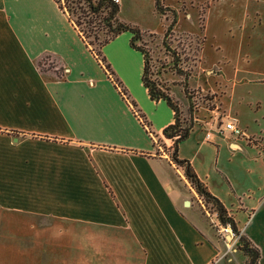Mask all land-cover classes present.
Wrapping results in <instances>:
<instances>
[{
    "label": "crops",
    "instance_id": "1",
    "mask_svg": "<svg viewBox=\"0 0 264 264\" xmlns=\"http://www.w3.org/2000/svg\"><path fill=\"white\" fill-rule=\"evenodd\" d=\"M44 1L61 18L43 28L49 42L27 27V0H0V219L8 214L55 225L57 236L70 232V244L40 243L44 251L70 253V261L42 264H235L222 257L196 206H185L188 191L176 185L177 168L165 152L171 140L161 134L173 113L147 95L130 34L102 46L104 68L55 1ZM83 51L104 85L79 60ZM44 56L50 68L39 66ZM231 61L233 88L253 85L248 75L262 73L238 56ZM238 126L243 136L222 131L205 138L200 131L190 156L180 146L191 126L176 156L187 160L264 264L254 232L244 228L250 218L264 217V130ZM158 139L165 150H158ZM202 150L204 163L212 158V186L193 164Z\"/></svg>",
    "mask_w": 264,
    "mask_h": 264
},
{
    "label": "rangeland",
    "instance_id": "2",
    "mask_svg": "<svg viewBox=\"0 0 264 264\" xmlns=\"http://www.w3.org/2000/svg\"><path fill=\"white\" fill-rule=\"evenodd\" d=\"M31 1L32 4L27 0L25 15L27 27L33 35L39 37V40L49 42L51 35L43 36V28L48 24L59 25L60 14L53 11L52 15L44 0ZM159 5L162 13L155 11L153 0H119L117 17L155 35L151 38L144 37L143 45L148 49L151 61L157 59L165 64L166 69H170L162 72L159 77L169 87V93L178 103L184 122L194 127L189 138L181 143L180 153L191 156L196 141L201 137L200 131L215 132V127H221L226 120L232 118L250 131L257 132L258 128L264 130V86L257 84L264 81V0H251L245 3L241 0H159ZM173 17L174 22L166 41L169 50H174V54L178 55L179 67L187 73L185 79L187 96L182 86L184 79L169 67L170 58L164 54L165 50L160 42L165 27ZM63 25L66 26V22ZM27 36L30 37L28 33ZM118 51L122 52L121 49ZM80 54L82 58L79 60L94 72V81L98 85H104L100 70L96 65L94 67L88 54L84 51ZM234 56L239 57L242 66H250L262 72L248 75L253 85L236 83L235 88L232 87L231 59ZM38 64L42 69L52 66L49 58L45 56L39 59ZM11 134L17 135L14 131H11ZM262 136L264 138V134ZM156 143L160 146L158 150H162L161 140L158 139ZM170 151V147L165 150L167 155ZM203 154L204 150L197 155L193 164L199 168L202 176L203 172L209 174L207 182L212 186L214 179L210 173L212 165L209 164L212 158L207 157L204 163L205 158L203 160L201 158ZM176 168V185L179 187L184 185L185 191H188L189 200L185 206H196L202 221L222 245L221 248L224 250L222 257L235 264L245 263V255L233 244L238 236L230 240L223 236L220 230L223 225L217 219L214 205L210 201H204L194 191L181 167L176 165ZM244 228L247 234L249 229L254 232L252 234L261 250L263 262V215L250 218ZM44 229L48 230L49 236L45 235ZM55 230V225L39 226L31 220L3 214L0 219V264L24 262L42 264L46 260L51 263L70 261V253L44 251L40 247V243L45 239L53 244L71 243L70 232L57 236ZM239 234L243 233L238 231L237 235Z\"/></svg>",
    "mask_w": 264,
    "mask_h": 264
},
{
    "label": "trees",
    "instance_id": "3",
    "mask_svg": "<svg viewBox=\"0 0 264 264\" xmlns=\"http://www.w3.org/2000/svg\"><path fill=\"white\" fill-rule=\"evenodd\" d=\"M57 7L66 14L68 21L75 29L80 39L86 46H89V50L93 52L96 58H98L104 68H107L105 60L101 55L102 46L110 39L115 37L121 32H128L129 46L137 50L142 57V70H141V82L144 86L147 95L152 100H163L166 105L172 110L173 121L163 127L161 134L164 138L171 140L169 145L171 151L168 156L169 159L177 166L183 169V174L188 180L194 191L202 197L204 201H210L215 208L216 216L220 224L229 223L231 229L238 234V230L234 226V223L226 215L224 208L219 200L211 195L203 183H201L193 169L185 159H179L176 156L177 145L179 142L185 140L190 132V125L184 122L181 117V111L176 100L169 93V87L161 81L159 75L170 69H166L165 64L157 59L151 61V55L148 49L144 47V37H155L154 33L140 30L137 26L123 22L118 19L117 12L119 10L118 3L113 0H54ZM154 8L157 13L160 12L159 0H153ZM174 22V17L170 20L168 25L163 31V35L160 39L162 46L164 47V54L168 55L170 66L177 75L183 77L184 82L182 84L183 91L187 96V90L185 85V79L187 73L183 71L178 63L179 58L177 54H174V50H169L167 45V38ZM235 245L245 255V264H258L259 257L258 248L252 244V242L243 234H239Z\"/></svg>",
    "mask_w": 264,
    "mask_h": 264
},
{
    "label": "built area",
    "instance_id": "4",
    "mask_svg": "<svg viewBox=\"0 0 264 264\" xmlns=\"http://www.w3.org/2000/svg\"><path fill=\"white\" fill-rule=\"evenodd\" d=\"M115 2H117V0H113ZM216 133H221L222 131H226L228 132L230 135L232 136H243V131L242 129L238 126L237 120L235 118L226 120L221 127H215L214 128ZM213 133V131L211 130H207L204 133V137L208 138L210 136V134ZM220 230L224 235L228 236V239H235L236 236H238L232 229L229 223H225L223 224V226L220 227Z\"/></svg>",
    "mask_w": 264,
    "mask_h": 264
},
{
    "label": "water",
    "instance_id": "5",
    "mask_svg": "<svg viewBox=\"0 0 264 264\" xmlns=\"http://www.w3.org/2000/svg\"><path fill=\"white\" fill-rule=\"evenodd\" d=\"M187 203V201H185V204Z\"/></svg>",
    "mask_w": 264,
    "mask_h": 264
}]
</instances>
